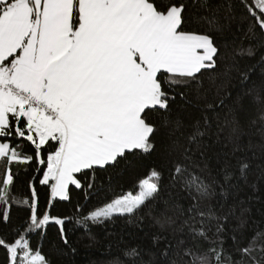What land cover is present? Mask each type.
<instances>
[{"label": "snow or ice", "instance_id": "obj_1", "mask_svg": "<svg viewBox=\"0 0 264 264\" xmlns=\"http://www.w3.org/2000/svg\"><path fill=\"white\" fill-rule=\"evenodd\" d=\"M239 2L252 17L249 31L257 26L264 30V0ZM200 7L209 15L196 18L193 26L189 0H0V141L19 137L30 142L38 163L47 169L39 183L50 185V202L38 212L34 185L27 195L13 191L17 174L12 165L28 164L34 156L22 144L0 142V219L8 222L13 202L30 210L25 224L13 230L19 238H0L9 264H49L20 232L33 233L54 222L67 245L64 224L71 218L52 215L51 202L68 200L70 185L82 186L77 174L91 173L85 179L92 188L97 171L106 172L138 151L152 152L161 128L169 138L177 132L184 136L181 130L189 129L186 145L178 140L163 145L172 157L170 185H179L186 201V206H174L173 215L165 210L156 218L161 228L171 227L184 237L177 242L179 262L171 264H264V231L256 230L247 242L242 233L237 239L235 233L246 223L241 220L232 229L229 252L223 234L231 210L217 215L210 202L217 189L232 187L233 178L246 180L249 168L243 160L235 169L225 161L217 173L223 182L209 171L201 149L209 127L206 112L214 104L203 97L205 114L188 124L172 115L177 96L191 103L178 89L195 84L201 99V77L220 59L214 37L220 31L219 17L209 0H200ZM240 75L248 78L247 72ZM152 112L160 114L159 125L149 116ZM45 146L46 158L41 155ZM162 176L161 170L150 169L135 194L114 195L78 222L132 217L156 200ZM138 255L134 247L125 251L134 264Z\"/></svg>", "mask_w": 264, "mask_h": 264}, {"label": "trees", "instance_id": "obj_2", "mask_svg": "<svg viewBox=\"0 0 264 264\" xmlns=\"http://www.w3.org/2000/svg\"><path fill=\"white\" fill-rule=\"evenodd\" d=\"M189 4L194 14L193 26L196 18L209 15L200 7V0H189ZM209 7L219 17L220 31L214 37L220 50V59L215 69L204 71L201 77L202 84L198 91L202 98L197 99L195 84L191 88H179L178 91L185 92L191 103L177 96L171 108L173 118L179 116L188 124L191 118L198 119L205 114L202 110L206 103L203 97L214 104V109L206 112L209 127L207 135L202 138L201 149L213 176H217L225 161L234 169L238 167V160L249 164L246 180L233 178L229 182L232 187L226 192L217 189V195L210 201L216 206L217 215H226L231 210L232 214L224 222L223 234L224 246L231 252L232 229L237 228L241 220L246 223L241 231L235 233L237 239L241 238L242 233L247 242L256 230L264 231V120L260 118L264 115V30L257 26L252 32L249 31L252 17L239 0H209ZM200 23L204 24L203 21ZM239 50H243V55L239 54ZM242 72L248 73L246 80L242 79ZM220 99H223V104L219 103ZM149 116L159 125L160 114L152 112ZM181 131L184 136L177 132L169 138L166 135L167 129L161 128L155 135L156 148L152 152L138 151L135 155H129L126 161L121 160L115 167H109L106 172L97 171V179L92 188H88L85 179V175L90 176L91 173L77 174L82 186L77 188L70 185L68 200L57 198L51 202L52 215L71 218L65 220L64 224L67 245L60 239L59 226L55 223H49L45 229L33 233L21 231L20 235H26L31 247L34 250L38 248L49 264H134L132 259L125 256V251L133 247L139 252L135 264H171L172 260L179 262L176 253L180 252V248L177 242L184 237L179 233L174 234L171 227L161 228L156 218L165 210L167 215H173L176 204L186 206L183 199L185 193L180 191V186L170 185L169 160L172 157L167 156L163 147L173 140L186 145L185 137L189 129ZM0 142L22 144L23 151L34 156L28 164L12 165L13 173L17 174L13 191L27 195L29 186L34 185L38 212L43 211L50 202V185L39 183L43 172L47 170L46 165L38 163L33 146L24 138L16 137ZM46 150L47 146L41 150L45 158ZM152 168L163 173L160 192L154 202H149L132 217L115 216L103 223L89 221L87 225L78 222L82 214L102 207L114 195L128 191L136 193L139 180L147 178ZM0 171L3 169L0 168ZM217 178L223 182L222 176ZM29 214L27 205L13 202L8 222L0 219V238L6 242L19 238L13 230L24 225ZM165 251L168 256L164 255ZM0 264H9V254L3 246H0Z\"/></svg>", "mask_w": 264, "mask_h": 264}, {"label": "water", "instance_id": "obj_3", "mask_svg": "<svg viewBox=\"0 0 264 264\" xmlns=\"http://www.w3.org/2000/svg\"><path fill=\"white\" fill-rule=\"evenodd\" d=\"M50 223H54V222H50Z\"/></svg>", "mask_w": 264, "mask_h": 264}, {"label": "rangeland", "instance_id": "obj_4", "mask_svg": "<svg viewBox=\"0 0 264 264\" xmlns=\"http://www.w3.org/2000/svg\"><path fill=\"white\" fill-rule=\"evenodd\" d=\"M135 194V193H134Z\"/></svg>", "mask_w": 264, "mask_h": 264}]
</instances>
